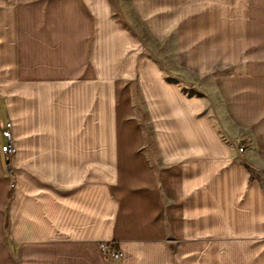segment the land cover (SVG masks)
Segmentation results:
<instances>
[{
  "label": "crops",
  "instance_id": "obj_1",
  "mask_svg": "<svg viewBox=\"0 0 264 264\" xmlns=\"http://www.w3.org/2000/svg\"><path fill=\"white\" fill-rule=\"evenodd\" d=\"M233 3L246 54L228 74ZM126 9L118 21L107 0H0V124L12 145L9 171L0 153V264H264V0ZM198 25L220 29V46ZM170 35L184 71L210 74L190 82L203 94H182L149 57L144 41ZM214 57L221 65L196 66ZM101 241L120 257L102 256Z\"/></svg>",
  "mask_w": 264,
  "mask_h": 264
},
{
  "label": "rangeland",
  "instance_id": "obj_2",
  "mask_svg": "<svg viewBox=\"0 0 264 264\" xmlns=\"http://www.w3.org/2000/svg\"><path fill=\"white\" fill-rule=\"evenodd\" d=\"M110 6L111 15L116 20L121 21L122 17L128 16L126 9V0H107ZM231 4V3H230ZM233 8L224 9V73H236L238 66L242 62L246 54V40H245V24H244V9L237 7V3H233ZM240 4V3H239ZM238 5V4H237ZM128 18L130 31L140 37V25L135 19ZM202 26L198 25L197 29L200 31ZM205 27H203L204 29ZM211 31V30H210ZM205 34L203 36L207 39H213V49L220 46L221 30L218 29L217 33H209L200 31ZM206 40L197 41V45L205 48L209 44ZM147 46V53L149 57L162 69L163 79L174 85L184 95L203 94V91L197 85H192L190 82L205 83L210 81V74L208 73H194L184 71L180 66V58L176 55L180 42L175 40L174 35L168 36L165 40L160 42L144 41ZM209 46V45H208ZM211 47V46H209ZM196 66L201 68L206 64H220L223 62L221 57H214L212 59L200 61L198 58L195 60ZM220 68L219 66H216ZM134 105L136 114L140 121L148 139L150 138V125L147 122V116L142 108V103L138 91L134 89ZM241 145V144H238ZM236 146V150L237 147ZM243 147L244 144H242ZM238 152V151H237ZM240 153V152H238ZM242 153V152H241ZM240 153V154H241Z\"/></svg>",
  "mask_w": 264,
  "mask_h": 264
},
{
  "label": "built area",
  "instance_id": "obj_3",
  "mask_svg": "<svg viewBox=\"0 0 264 264\" xmlns=\"http://www.w3.org/2000/svg\"><path fill=\"white\" fill-rule=\"evenodd\" d=\"M10 123L5 122L3 124H0V134L2 138L4 139L3 144L0 145V153L2 154V158L4 160V163L6 164V169L9 171V159L12 154V145H11V136H10ZM244 147L243 145H238L237 151L243 152ZM98 248L105 258L109 260H116L120 257V250L119 248L112 242H105L101 241L98 244Z\"/></svg>",
  "mask_w": 264,
  "mask_h": 264
},
{
  "label": "trees",
  "instance_id": "obj_4",
  "mask_svg": "<svg viewBox=\"0 0 264 264\" xmlns=\"http://www.w3.org/2000/svg\"><path fill=\"white\" fill-rule=\"evenodd\" d=\"M249 179H251V177H249Z\"/></svg>",
  "mask_w": 264,
  "mask_h": 264
}]
</instances>
